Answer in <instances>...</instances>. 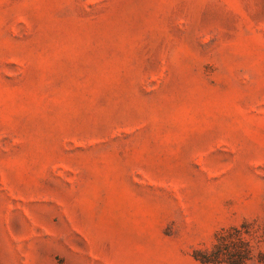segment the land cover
Here are the masks:
<instances>
[{
	"label": "rangeland",
	"instance_id": "374dc122",
	"mask_svg": "<svg viewBox=\"0 0 264 264\" xmlns=\"http://www.w3.org/2000/svg\"><path fill=\"white\" fill-rule=\"evenodd\" d=\"M0 264H264V0H0Z\"/></svg>",
	"mask_w": 264,
	"mask_h": 264
}]
</instances>
